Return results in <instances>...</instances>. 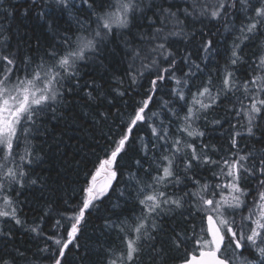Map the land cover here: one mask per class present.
Segmentation results:
<instances>
[{"label": "snow or ice", "instance_id": "snow-or-ice-1", "mask_svg": "<svg viewBox=\"0 0 264 264\" xmlns=\"http://www.w3.org/2000/svg\"><path fill=\"white\" fill-rule=\"evenodd\" d=\"M0 264H264V0H0Z\"/></svg>", "mask_w": 264, "mask_h": 264}, {"label": "trees", "instance_id": "trees-1", "mask_svg": "<svg viewBox=\"0 0 264 264\" xmlns=\"http://www.w3.org/2000/svg\"><path fill=\"white\" fill-rule=\"evenodd\" d=\"M65 139H67V137H65ZM71 143H75V141L73 140ZM81 143H85L84 140L81 141ZM58 167V164H54V169ZM44 174L47 175L48 174V169L45 166V170H44ZM53 176H55V171H53ZM69 175H73L71 173H69ZM121 187H123V185H121ZM57 193H52L50 194L49 191H45L43 196H40V193L37 191L35 192V197L33 196V194L30 192L27 197H22V199H27L29 204L32 205L35 209H36V214H39V208L43 207L45 201L52 199V197L54 195H56ZM25 212L27 213V218L29 220H31L33 213L31 211H29V209L26 207L25 208ZM101 215H103V213H101ZM102 224V220L98 219L95 215L92 217V223L89 225L88 229H87V236L88 237H92L93 239H95V234L98 233L99 230V226ZM28 238L27 236H24L22 239V243H27Z\"/></svg>", "mask_w": 264, "mask_h": 264}]
</instances>
